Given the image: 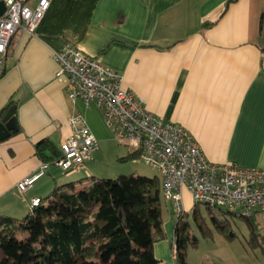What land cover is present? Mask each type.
I'll return each mask as SVG.
<instances>
[{"label":"crops","instance_id":"1","mask_svg":"<svg viewBox=\"0 0 264 264\" xmlns=\"http://www.w3.org/2000/svg\"><path fill=\"white\" fill-rule=\"evenodd\" d=\"M67 44L117 71L123 88L187 130L210 162L264 169V0H50L35 34L11 39L0 78V120L12 102L17 124L0 142V217L23 219L31 199L57 187L50 167L24 194L16 185L43 162L35 144L59 150L67 118L84 116L56 75L53 52ZM93 135L98 149L71 174L92 175L100 144L110 145L108 135ZM183 198L193 204L187 191ZM175 223L163 221L166 239L154 245L160 264H174Z\"/></svg>","mask_w":264,"mask_h":264},{"label":"built area","instance_id":"2","mask_svg":"<svg viewBox=\"0 0 264 264\" xmlns=\"http://www.w3.org/2000/svg\"><path fill=\"white\" fill-rule=\"evenodd\" d=\"M0 2L5 6L0 15L1 78L11 39L19 31L33 36L50 0ZM53 60L56 75L66 77L68 99L73 104L81 101L86 108L94 105L113 140L158 171L162 197L172 203L177 217L186 213L183 191H187L194 205L225 209L243 218L264 221V169L210 162L187 130L150 113L142 99L123 88L122 76L117 71L84 55L74 45L67 44L53 52ZM67 125L70 134L60 144L59 156L41 162L37 171L23 177L16 185L21 194L45 175L51 165L64 173L78 171L98 149V140L82 114L70 115ZM39 203L40 198L31 199L30 210Z\"/></svg>","mask_w":264,"mask_h":264},{"label":"trees","instance_id":"3","mask_svg":"<svg viewBox=\"0 0 264 264\" xmlns=\"http://www.w3.org/2000/svg\"><path fill=\"white\" fill-rule=\"evenodd\" d=\"M35 151L42 161L59 156L47 140L36 143ZM161 197L157 176L89 177L80 188L74 183L55 187L46 202L40 199L23 219L0 217V264H160L154 245L166 239ZM203 206L215 228L228 239L234 233L220 218L228 214L244 219L249 248L264 252V233L256 217ZM185 214L177 217L173 228L174 264H187L188 247L197 245V238L190 236L182 221ZM193 217L203 230L202 217L195 211Z\"/></svg>","mask_w":264,"mask_h":264},{"label":"rangeland","instance_id":"4","mask_svg":"<svg viewBox=\"0 0 264 264\" xmlns=\"http://www.w3.org/2000/svg\"><path fill=\"white\" fill-rule=\"evenodd\" d=\"M77 105H80V103L78 102ZM81 112L84 114V118L87 120L93 134L98 137L108 135L112 142H108L110 145L100 144L102 152L100 157L93 161L94 171L92 175H86L83 171L75 174H71L72 172L64 173L59 168L51 165L50 169L54 175H59L56 177L58 179L57 187L74 183L76 188H80L88 184L89 177L99 179H114L119 175L159 177V173L155 168L146 165L136 155H131L127 147L113 140L112 133L107 130L108 128L102 120L101 112L94 105L89 109H82ZM99 142L101 143V139H99ZM51 177L55 179V177ZM61 180H63V183L60 182ZM47 196L41 197L44 203ZM161 206L163 221H167L170 225L174 224L177 221V216L163 197H161ZM184 208L186 214L182 221L187 223L190 236L197 238V245L187 249V264H209L212 262L216 264H264L263 253L260 250L252 251L249 248V233L244 219L228 214L221 217L220 214H217L218 218L221 217L220 219L226 224L228 231L234 233V238L228 239L215 228L203 205L192 204L189 207V202L185 199ZM194 211L202 217L203 230L199 228L194 220ZM220 211L226 213L225 209ZM257 221L260 224V231L263 232L264 221L259 219ZM164 227L167 233L171 232V227H168L167 224Z\"/></svg>","mask_w":264,"mask_h":264},{"label":"water","instance_id":"5","mask_svg":"<svg viewBox=\"0 0 264 264\" xmlns=\"http://www.w3.org/2000/svg\"><path fill=\"white\" fill-rule=\"evenodd\" d=\"M4 10V3L0 2V15ZM15 110L16 106L12 105L0 120V142L10 138L13 132H17Z\"/></svg>","mask_w":264,"mask_h":264}]
</instances>
